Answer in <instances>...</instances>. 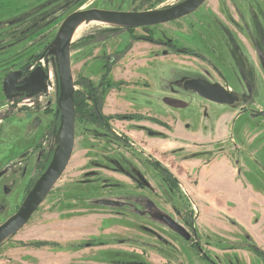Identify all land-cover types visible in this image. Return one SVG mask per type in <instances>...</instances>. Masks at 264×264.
I'll return each mask as SVG.
<instances>
[{
    "label": "rangeland",
    "instance_id": "1",
    "mask_svg": "<svg viewBox=\"0 0 264 264\" xmlns=\"http://www.w3.org/2000/svg\"><path fill=\"white\" fill-rule=\"evenodd\" d=\"M117 1L119 0H114L111 5L106 0H0V4L5 6L0 9V15L5 14L0 17V36H8L10 26L17 33L16 52L10 57L17 60L19 65L24 62L30 46L37 48L43 41L57 34L55 31L59 29L60 22L70 14L87 5L115 7ZM179 1L181 0H163L158 5H172ZM216 6L217 0H208L204 8L188 19L177 24L174 22L151 28L156 39H174L180 48L191 46L205 58L206 64L187 56H177L176 60H170L165 56L171 51L165 49L158 50L161 58L156 56L159 53L155 51L154 60H135L132 56L122 60L118 49L126 47L129 36L132 35L115 31L116 28L123 29V26L87 24L83 35L72 41L74 48L71 49V60L75 81L79 78L90 81V78L106 72L105 61L96 57L100 48L104 51L102 55L107 52V56L116 58L111 81L120 88L116 91L118 97H113L108 106L104 105L107 114L106 110L123 114L140 113L171 124L169 129H173V135L166 133L167 128L162 129L163 138L171 137L170 145H163L160 152L153 153V156L179 180V185L164 178L163 174L160 176L148 158L142 156L140 148L125 150L121 146L116 149L110 140L113 136L106 131H98L97 134L98 129L95 131V127L76 123L75 148L64 175L30 222L0 246V264H42L39 263V258L33 256L34 251L49 247L51 249L53 246L56 253L58 247L54 244L70 247L90 238L98 243L103 240L107 243L96 250L92 249L90 255L89 251L78 252L82 257H90L79 264H125L126 261L129 264H209L201 260L196 250L185 240L170 234L173 232L164 224L137 215L131 207H105L97 205L96 201L107 199L128 202L142 211L143 207L138 201L148 198L163 214L188 230L176 213H186L192 208L184 197L185 191L190 193L194 189L193 194L195 191L215 194L222 189H233L231 184L222 183V169H201L198 179L196 178L197 172L195 175L193 168L200 162L210 164L208 161L216 158L215 154L227 158L237 170L235 183L238 189L243 185V190H250L258 200L264 201V0H225L218 11L207 13V9L215 10ZM144 33L138 29L134 30L132 36H144ZM3 46L4 44L1 45ZM77 48L83 51L80 53ZM255 55L262 62L261 66L259 60L255 62ZM3 59L4 57L2 61ZM212 67L223 76L214 74ZM191 78L225 81L226 88L238 94L241 100L232 107L206 101L183 90L182 83ZM111 93L106 96H111ZM53 100L55 101L51 97L47 113L49 123L52 122L55 110ZM22 119L0 123V156L3 163L0 169V175H3L0 177V197L3 198L0 200V225L16 213L25 197V189L21 188V184L23 180L27 181L30 166L21 171L17 195L12 201L5 199L9 189L17 181L15 172L20 166L15 164L20 158L18 156L22 154L21 157H24L28 153L23 151L28 148L29 143H33L31 138L40 129L36 125L38 120ZM114 130H123V127L116 123ZM200 136L203 137L202 140H194ZM50 138L48 143L51 142ZM169 148L171 151H168ZM106 166H112L118 172L109 171ZM39 169L40 166L35 167V170ZM126 174L141 176L144 181L133 183ZM141 184L146 187L145 190L140 189ZM247 193L244 199L254 203L257 198ZM193 200L199 211L200 207L196 205L194 198ZM262 206L258 205L259 208H263ZM227 207L228 210H221L224 212L221 214L222 218L234 228L238 227L242 234L237 236V233H232L221 222H213V219L207 217L206 224H200L201 227L196 221L198 230L205 234V239L200 237L203 239V251L218 264H242L237 249L248 253L252 264H264L255 253L246 251L253 241L245 238L251 234L237 222V218H243L244 211L239 204H229ZM192 212L193 216L198 215L196 210ZM79 216L92 219L91 225L85 223L86 226H83L84 222H81L75 226H90V229L83 230L85 232L82 231L76 238L68 236L66 239L60 236L62 243H46L41 240L42 234L48 229L45 226L55 228L60 221L77 220ZM196 218L191 219L195 221ZM145 220L161 235L169 233L170 236H161L163 240H156V234L159 233L153 232L155 237L148 238L147 229L141 228L142 224H147ZM50 232H54L53 236L59 238L58 231ZM225 233L228 234L220 236ZM147 241L155 243V248L144 246ZM65 250L70 252L71 248ZM111 250L130 253L105 252ZM60 253L62 256L65 254L58 252L55 255L60 257ZM78 254L75 253L76 258H79ZM68 259L64 261L71 262ZM76 261L77 259L74 260Z\"/></svg>",
    "mask_w": 264,
    "mask_h": 264
},
{
    "label": "flooded vegetation",
    "instance_id": "2",
    "mask_svg": "<svg viewBox=\"0 0 264 264\" xmlns=\"http://www.w3.org/2000/svg\"><path fill=\"white\" fill-rule=\"evenodd\" d=\"M106 1H107V3H109L111 5L114 4V0H106ZM187 1H189V0H181L177 3L172 4V5H165V6H159L158 5V4L163 3V0H127V1L126 0H119V1H117L118 4L115 7H112V6L88 7V5H87L84 8H82L78 11H75L74 13H72L69 16H67L66 18H64L60 22L59 29L56 30L55 32L58 34L63 23L72 15H75L78 13L91 12V11H103V12H114V13H123V14H145V13L168 11V10L174 9V8L184 4ZM207 1L208 0H205V2L199 7L198 10L204 8ZM224 3H225V0H217L216 9L215 10L213 8L207 9V13H209V12L214 13V12L218 11L217 9L221 5H223ZM91 4H92V2L89 5H91ZM4 7L5 6H2L0 4V9H3ZM198 10H196L195 12H193V13L185 16V17H182L180 19L173 20V21L166 22V23H162V24L153 25V26L138 27V28H126V27H124L123 28L124 30L122 28H118V29L116 28V30H115L116 32L121 31V32L127 33V34L130 33L132 35H133L134 30H138V29H141L143 32H145L144 36H132L129 34L130 35L129 36V42L126 45V47H124L121 50L118 49V51H120L119 57L123 58L122 60H124L127 57L132 56V57H134L135 60L138 58V59L143 60V61H145V60L149 61V60H154L153 54L155 51H158L159 49H165V51H171V53H169L165 56V57L169 58L170 60H173V59L176 60L177 56H187V57L195 58L196 60H202L206 64L207 62L205 61V58L201 57L200 54L197 53L191 46L180 48V46H178L179 43H176L174 41V39L166 40V41L159 40V39H156L154 37V35L151 33L152 27L159 26V25L162 26V25H166V24H170V23H174V22H175L174 24H177L181 20L190 18L191 16L196 14L198 12ZM4 15L5 14H1L0 17H3ZM203 20H202V24L204 22ZM238 21L240 22L241 20H238ZM174 24H172V25H174ZM27 29L28 28H26V30ZM193 30H191V33ZM174 31L176 32L177 29H175ZM57 34L50 37L48 40L43 41L40 45H38L39 47H37V48H33L32 46H30L31 47V48H29L30 51L29 52L27 51V55L24 58V62L19 64V65H17V60H14L12 57H10L16 52L15 46H16L17 33L15 32V30H13V27L10 26L9 35L5 36L4 38H2L0 36V54H1L0 55V58H1L0 59V123L6 122L7 120H10V119L23 120L22 117H24V119L30 118V120L31 119L32 120L33 119L38 120L39 122L36 125L38 127H40V129L38 131H36L34 133L33 137L31 138V139H33V143H31V144L29 143L28 148L23 151V153L24 152H28V153L27 154L25 153L26 155L24 157H21L22 154H20L18 156L20 158L17 159V162L15 164V165L20 166V168L15 172V175L18 176L17 181H16L17 183H18V179L21 178V176H20L21 171L24 168L30 166V168H29L30 174L28 176V179H27V181L23 180V184H21L22 185L21 188H23V190L25 189V197H24L23 201L25 200V198L29 194L30 190L32 189V187L36 183L37 179L40 176V173L43 170V168L46 167V169H47V167L49 166V164L53 158L55 149H56V143H55L54 147L51 148V142L49 141V143H48L47 140L50 137H51L50 140H52L53 138H56V135H57V132H58L59 126H60V116H61L60 112H59V106H58V101H59V98L61 95L60 81H59V77H58L55 57L50 54V50H49V46L56 39ZM72 43L73 42H71V46H70L71 58H72V50L71 49L74 48ZM2 44H4L3 47H1ZM79 48H81V47H79ZM79 48H77V49L79 50ZM251 48L253 49V47H251ZM81 51H83V50L80 49L79 52L81 53ZM103 52H104L103 49L100 48L96 54V57L99 56L100 58H97V59H101V60L105 61L106 68H107L105 73H102V75H99L95 78H90V79H92L90 81L86 80L85 78H79L77 81H75L74 76H73L74 89H75L74 99H75L76 123L77 124L78 123H86V125L88 124L91 127L92 126L95 127V131H96V129H98L96 131L97 134H98V131H102V132L106 131L109 135L113 136V137H110V140L113 142L114 147H117L116 149H118L121 146L125 150L128 148H129L128 150H130V149L133 150L134 148L136 149V147L140 148L142 156L148 158L150 164L156 169V171L158 172V174L160 176L163 174L164 178H167L169 181L173 182L174 184L179 185V180L176 177H174L167 168L162 166L156 159H154L155 156H153V153H151V152L147 153L146 150L144 149V147L141 146L140 143L135 138H131L128 135V130L143 129L144 127H142L141 125H138V124L146 121L148 123L154 124L155 126H157L161 129L160 133L155 131L157 134H153L154 131L151 130L150 132H152V133H149L150 136L155 137V138L163 137V135H162V129L163 128H167L166 133L171 136V134L173 135V133H172L173 129L172 130L169 129V127H171V124L162 122L160 119H157L156 117H153L151 115H143L140 113L123 114L120 112H116V113H111V114L108 113L107 114L105 112L104 105L107 102V96H108V95L106 96V94H108L109 92H112L111 94H113V93L117 94L116 91L120 87L117 86V84L113 85L114 83H112V81H111L112 80V78H111L112 67L117 63L116 58L107 56L108 55L107 52L105 53V55H102ZM136 52H138V53H136ZM139 52H143V54H141ZM158 53H159V55L156 54V56L161 58V54L159 51H158ZM2 57H4L3 61H2ZM254 59H255V62L257 60H259L258 63H259V66H261L262 62L258 58V55L257 56L255 55ZM141 65L143 66L144 64H141ZM141 65H138V66H141ZM71 69H72V74H73L72 60H71ZM37 71L43 72V74L46 75L47 78L44 80V83H43L44 90L36 92L35 89L37 87H40V85H35L33 83L32 76ZM211 71L214 74L216 73L218 77L223 76L219 71L216 70V68L212 67ZM10 76L12 77V80L15 81V83L13 85H10V89H9L10 91L7 92L5 90L4 84H5L6 79ZM94 79L98 80L99 82L98 83L95 82ZM188 80L205 81V82H208L212 85L219 84V86H221L223 89L227 90L228 92H231L226 88L225 81H209V80L204 79V78H191V79L185 80L182 83V88L184 91H186L184 84ZM11 83H12V81H11ZM87 83L92 85V86H90V89L87 88ZM149 86H150V84H149ZM186 92H190V91H186ZM190 93H193V92H190ZM231 93H235V92L233 91ZM194 94H196V93H194ZM77 95H80V97L83 100V102H82L83 108H79V106H77V104H76V96ZM197 96H199V95H197ZM51 97L55 99V101L53 100L55 103V110H54L53 115H52L53 116L52 122L49 123L48 119H50V117L47 113L49 112V104L51 102L50 101ZM200 98H202V97H200ZM239 98L241 100V97H239ZM236 104L238 105L239 103H236ZM34 109H36V110L34 111ZM40 109H42V110H40ZM41 120H42V122H40ZM130 122H133L132 125L135 127H131L132 126L131 124H126V123H130ZM76 123H75V137H76ZM116 123H120L121 126L123 127V130H118V131L114 130V125H116ZM50 129H52V130H50ZM49 131H51V132H49ZM168 132L171 134H169ZM97 134L94 133L95 136H97ZM164 137H166V136H164ZM45 139H46V141H45ZM198 139L202 140L203 137L200 136L199 138L194 139V140H198ZM122 143H123V145H122ZM74 148H75V145H74ZM156 150H157V152H160L158 149H156ZM4 165H6V164H4ZM36 166H40L39 171L35 170ZM106 168H108L107 170H109V171L118 172L114 168L112 169V166H106ZM2 176L3 175H1L0 177H2ZM126 176L128 178H130L133 183L135 181H139V180L141 181V183H142V181H144L141 176L139 177V176H134V175H129V174H126ZM139 186H140L141 190L146 189V187H144V185H142V184ZM55 187L53 188V190L55 189ZM53 190L51 191L49 196L52 194ZM184 193H185L184 197H185L187 203H189L192 208L189 212L186 211V213H182V212H176V213L180 217L182 222H184V224L188 228V230L183 228L182 226H180L178 223H176V222L175 223L187 231V233L190 236L189 240L184 239L182 236H180L178 233H176L167 224V220L173 221V219H171L170 217L163 214L161 212V210H159L155 206V204H153V202L150 201L148 198H143L140 201H138L141 204V206L143 207L142 211L137 210L138 208H135L134 205L132 206L131 203H128V202L125 203V202H120V201L119 202L114 201V202L122 203L123 204L122 207H112V208L118 209V208H124V207H131L137 215H139L141 217L142 216L146 217L150 221L152 220V221L160 222V223L164 224L171 232H173L170 234H173V235L178 236L181 239L185 240L190 245V247H192V249L196 250V252L198 253V257L201 260L206 261L209 264H218V263L214 262L211 258H209L201 247V243L203 242V239H201L200 237L204 238L205 234H202L198 230V227H196V225H195L196 221H198V219H199L200 210L198 211V208L195 206V203H194V200H193L191 193H189L188 191L187 192L185 191ZM16 195H17V191L15 192V196ZM15 196L9 197L10 201H12V199ZM49 196L46 198V200L49 198ZM0 198H1L0 200L3 199L2 197H0ZM103 200H107V199H103ZM23 201H22V203H23ZM108 201H112V200H108ZM97 202L98 201H96V204H97ZM22 203H21V205H22ZM42 204H41V206H42ZM196 205H197V203H196ZM5 206H7V205H5ZM20 206L18 207L17 211L19 210ZM105 207H108V206H105ZM194 210L197 211L198 215L193 216L192 211H194ZM77 211H79V209H77ZM35 213H34V215H35ZM70 213H72V212H70ZM33 216H32V218H33ZM79 217H81V216H79ZM194 217H197L196 219H194L195 221H193V219H191ZM8 219L9 218H7L6 221ZM145 222L147 223L146 220H145ZM150 225L152 226V224H149V223H147V224L144 223L141 225V228L145 227L147 229V232H148L147 237L148 238L155 237L156 232L159 233L156 230V228H153ZM83 232H85V231H83ZM153 232H155V234H153ZM170 234L168 233L167 235H164V234L161 235L159 233V234H156L155 238H156V240H160L161 236H170ZM206 237L208 238V235H206ZM245 239L249 240L250 242L253 241L252 243H250L251 245H249L248 247L255 244L259 249H261L256 244V242L253 240V238L250 235H247ZM161 240H163V239H161ZM46 243H50V242H46ZM105 243H107V242H105L104 240L100 241V243H98L97 240H95L94 238H90L88 240H83V243L79 244V245H72L70 247H68V246L62 247L61 244H54V246L58 247L57 253L58 252H65V254L63 256L60 253L59 261H61V264H79L81 262H85V260L90 259V257L89 258H87L85 256L82 257V256H80V254H78V252L89 251V255H90L92 253L91 252L92 249L96 250L98 247L104 246ZM155 245L156 244L152 243L151 241L144 242V246H147L150 249H152L153 247L155 248ZM66 248H71L70 252H67V250H65ZM51 249L54 250L55 247L52 246ZM261 250L264 252L263 249H261ZM246 251L252 252L250 250V248L246 249ZM105 252H108V253L111 252L112 253L115 251L111 250V251H105ZM75 253L78 254L79 258H76ZM83 253L85 254L86 252H83ZM115 253H124L125 254V253H130V252H115ZM86 256H88V255H86ZM67 258H69L71 262L66 263V261H64V260H66ZM69 259H68V261H69ZM76 259H77V261L74 262V260H76ZM260 259L264 262L263 258L260 257ZM168 260L170 262H174L170 259H168ZM176 262H177V260H176ZM124 263L129 264L130 262L126 261Z\"/></svg>",
    "mask_w": 264,
    "mask_h": 264
},
{
    "label": "water",
    "instance_id": "3",
    "mask_svg": "<svg viewBox=\"0 0 264 264\" xmlns=\"http://www.w3.org/2000/svg\"><path fill=\"white\" fill-rule=\"evenodd\" d=\"M205 2V0H189L184 4L162 12H153L145 14H123L114 12L91 11L72 15L61 26L56 39L49 46L50 54L55 57L58 77L61 87V95L58 101L60 112V126L56 135V149L53 158L47 167L37 179L29 194L23 201L19 210L0 226V246L11 236L22 230L30 221L34 213L49 196L53 188L60 181L65 173L72 158L75 145V99H74V80L71 69L70 55V34L72 29L81 21H98L118 25L126 28H138L153 26L170 22L185 17L196 10ZM46 75L37 71L33 76V83L40 85L35 91L44 90V80ZM12 81V83H11ZM15 83L12 77H8L4 87L8 92L10 85ZM185 90L196 93L203 99L220 106H234L239 103L238 94L228 92L219 84H210L205 81L188 80L184 84ZM98 205L108 207H122V203L100 200ZM167 224L184 239L189 240L190 236L185 229L171 220Z\"/></svg>",
    "mask_w": 264,
    "mask_h": 264
},
{
    "label": "crops",
    "instance_id": "4",
    "mask_svg": "<svg viewBox=\"0 0 264 264\" xmlns=\"http://www.w3.org/2000/svg\"><path fill=\"white\" fill-rule=\"evenodd\" d=\"M113 97L117 98V94L113 93L111 94V96L107 97L106 106H108V104L112 102ZM106 111L109 114L116 113L115 110H106ZM126 124L132 125L133 122L126 123ZM138 125H141L144 128L140 130H133V129L128 130V135L131 138L136 137V140L140 143L141 146L144 147L147 153L148 152L157 153L156 149L160 151L163 145H170L172 141L171 137L155 138V137L150 136L149 133H152L150 132L151 130L154 131L153 134H157L155 131L160 133L161 129L159 127L152 125L146 121L139 123ZM55 140L56 138H53L51 140L52 148L55 145ZM170 149L171 148H169L168 151H171ZM214 156H216V158H212L208 161L210 164L207 165V163L205 162L204 163L200 162L198 163V165L195 166V168H193V170L195 169V175L197 172L196 178L198 179V174H199V171L201 173V169H205L208 167H213L216 170L222 169V172H223L221 175L222 183L224 184L225 182L227 184H231L233 186V189L232 190L222 189V190L216 191L215 194H207V193L205 194L203 191H201L200 193L199 191H195V194H193L194 192L193 191L194 189H193L190 193L192 197L195 199L197 205L200 207V216L197 221V225L201 227L200 224L201 225L206 224L205 219L207 217V218L213 219V222L214 221L221 222L224 227L231 229L233 231L232 233H237V236H239L242 234L241 230L238 227L236 229L233 226H231L227 222V220L222 218L221 216V214L224 213L221 210H228L227 206L229 204H233V205L239 204L241 209L244 211V215H243V218H237V222L240 224L242 228H244L246 231H248L251 234L256 244L261 249L264 250V201L258 200L257 196L253 195L252 192H250V190H243V185H241L240 189H238L237 184L235 183L237 170L231 165V163L228 161L227 158L223 156L221 157L219 154L217 155L215 154ZM2 165L3 163L1 160V156H0V169L3 167ZM14 185L16 187L13 188ZM14 185L9 189L8 195L5 198L6 200L10 201L9 197L15 196V192L18 190L16 189L18 185L17 182H15ZM197 189L199 190V182L197 185ZM246 191L251 193L253 197L257 198V200H255L254 203L252 201H248L244 199V197L248 195ZM258 205H261V206L263 205L262 206L263 208H259ZM81 222H84L83 226H86V224L91 225L92 219L88 217H79L77 220L75 219L69 220V221L65 220V222L60 221L59 224H56L55 228L50 227V225L48 227L45 226L44 228H48V229L47 231H44V233L42 234L43 237L41 238V240L46 241V242L55 241V242L62 243L63 239L61 237H65L67 239L68 236L69 237L72 236L76 238L78 235L81 234L83 230L87 231L88 229H90V226L86 228H82L81 226H77V227L75 226L77 223H81ZM207 226H209V224H207ZM50 231H58L59 238H55L53 236L54 232H50ZM226 234L228 233H225L223 235L220 234V236L223 237V236H226ZM218 251L223 252L221 250H218ZM242 251L243 250H237V254L241 258V260L239 258L238 260H240L242 264H252V261H251L252 259L249 257V254L244 251L243 253ZM34 253L35 254H33V256H35L36 258H39V261H40L39 263L58 264V262H60L59 255L58 256L55 255L57 254V252L55 253L53 249L47 248L45 250H37V251H34ZM243 254L245 255V257H243Z\"/></svg>",
    "mask_w": 264,
    "mask_h": 264
},
{
    "label": "bare ground",
    "instance_id": "5",
    "mask_svg": "<svg viewBox=\"0 0 264 264\" xmlns=\"http://www.w3.org/2000/svg\"><path fill=\"white\" fill-rule=\"evenodd\" d=\"M91 23L107 24V23H102L98 21H93V22L81 21L72 29L71 34H70V41L72 42L74 39L81 37L85 31V27L87 26V24H91ZM115 26H118V25H115Z\"/></svg>",
    "mask_w": 264,
    "mask_h": 264
},
{
    "label": "trees",
    "instance_id": "6",
    "mask_svg": "<svg viewBox=\"0 0 264 264\" xmlns=\"http://www.w3.org/2000/svg\"><path fill=\"white\" fill-rule=\"evenodd\" d=\"M90 86H92L91 84L87 83V88L90 89ZM83 100L82 98L80 97V95H77L76 96V104L77 106H79V108H83ZM46 169V167L43 168L42 172L40 173V175L44 172V170ZM42 244H38V246ZM250 250L255 253L256 255H258L259 257L263 258L264 259V252L259 249L255 244H253L252 246L249 247Z\"/></svg>",
    "mask_w": 264,
    "mask_h": 264
}]
</instances>
